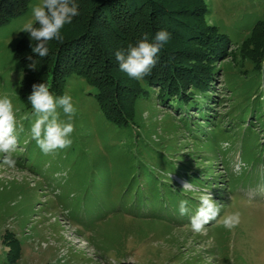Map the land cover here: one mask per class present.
Listing matches in <instances>:
<instances>
[{"label": "trees", "instance_id": "16d2710c", "mask_svg": "<svg viewBox=\"0 0 264 264\" xmlns=\"http://www.w3.org/2000/svg\"><path fill=\"white\" fill-rule=\"evenodd\" d=\"M33 1L0 0V27L13 18L26 16ZM194 1L75 0L79 15L62 29V41L49 42L47 57L41 58L32 52L30 45L35 43L23 32L7 49V58L0 61L1 79L9 65L23 74L13 95L18 107L17 124L24 125V131H18V144L26 141L25 135L30 133L33 110L28 96L32 85L39 83H46L54 96H60L66 92L69 81L84 80L92 88L90 95L97 111L110 125L109 132L115 128L108 137L99 134L101 141L94 147L95 151L86 149L81 160L75 158L70 163L72 174L63 178L69 189L60 193L65 197L62 202L70 220L93 228L94 221L108 213H129L143 220L170 215L185 219L195 214L199 196L194 191L182 192L169 173L185 177L194 187L196 184L209 187L215 181L212 178L207 182L212 176L208 174L211 165L190 172L192 167L183 160L184 156L175 162L165 156L172 146L164 145L162 139L149 136L147 140L143 136V107L154 98L164 105L169 101L174 112L186 115L183 127L196 140L195 145L204 144L196 155L192 154L193 150L187 152L191 153L190 162L198 157L204 160V152L224 157L225 150L216 146L228 139L242 143L241 160L252 171H256L259 161L263 160L264 164V152H261L264 142L254 130V124L260 129L264 125V11L253 27L235 38L217 22L209 25L201 21L209 10L205 8L202 15L203 7L194 6ZM70 26L71 31H67ZM160 30L169 32L170 39L158 53L151 73L143 81H137L122 72L115 58L116 51L136 45L145 35L152 42ZM255 34L258 37L254 39ZM230 43H236V47L228 51ZM239 55L252 62L253 67L249 80L237 89L234 75L229 71ZM228 56L231 60L224 61ZM33 61H36L35 68L29 67ZM219 65L225 73L224 82L231 90V98L241 96L238 104L232 102L230 107L235 110L227 112L225 123L223 115L214 118L210 106L221 102L211 90ZM258 79L263 89L257 95L254 91ZM0 91L7 92L8 87L1 85ZM26 115L28 119L24 118ZM240 129L241 138L238 137ZM93 137L85 145H93ZM138 153L141 154L137 156ZM31 155L25 149L15 152L13 157L27 167ZM144 156L156 158V166L146 162ZM221 164L227 163L221 160ZM251 181L245 178L242 184ZM227 187L234 189L233 184ZM182 199L189 201V212L183 216L178 211ZM4 239L8 246L6 257L15 263L20 256V241L10 234Z\"/></svg>", "mask_w": 264, "mask_h": 264}, {"label": "rangeland", "instance_id": "374dc122", "mask_svg": "<svg viewBox=\"0 0 264 264\" xmlns=\"http://www.w3.org/2000/svg\"><path fill=\"white\" fill-rule=\"evenodd\" d=\"M40 2L34 0L30 8ZM196 5L203 7L202 15L205 8L209 10L204 18H200L201 21L205 20L209 25L217 22L235 38L253 27L264 11V0H195ZM29 18L31 10L26 16L13 18L0 27V61L7 58V49L23 34L19 31ZM67 31H71V26ZM257 37L255 34L254 39ZM235 47L236 43H230L228 51ZM230 60L229 56L224 59L226 62ZM232 67L229 73L234 75V84L240 89L249 80L253 63L239 55L232 61ZM22 76L20 70L9 65L0 78V86L8 87L7 92L0 91V98L9 96L15 112L18 107L13 95ZM224 76L219 65L211 90L221 102L220 105L210 104L214 118L224 116L223 123L227 120V112L235 110V107H230L232 102L235 104L241 100L239 95L231 98ZM262 89L259 82L254 94ZM91 91L92 88L82 79H74L67 84L65 93L72 96L76 108L70 148L44 155L29 133L25 135L26 141L20 142L15 150L26 149V153H32L27 167L21 165L20 159H15V167L4 165L0 154V264H264L263 160L257 163L256 171H252L251 166H246L241 160L242 143L223 139L216 148L225 150L224 157L215 152L213 155L204 152V160L198 157L190 162L191 153L187 152L193 150L192 154L196 155L204 144L202 147L194 144L196 140L182 124L186 115L174 112L169 101L164 105L154 98L144 105L143 136L145 134L147 140L149 136L162 139L164 145L172 146L165 156L171 162L184 156L183 160L192 167L190 172L201 171L211 165L208 174L212 176L207 182L214 178V183L209 187L196 184L192 191L198 196L205 191L210 192L213 200L221 205L217 219L200 233L192 230L190 218L180 219L171 215L143 220L129 213H108L96 219L93 228L70 220L62 202L65 197L60 193L69 189L63 178L72 174L71 161L75 158L81 160L86 149L95 151L94 147L101 141L99 134L108 137L115 132L114 127L109 132L110 125L97 111ZM61 118L66 119L63 115ZM200 123L206 126L202 120ZM254 126L260 141L264 142V125L262 129L258 124ZM241 133L240 129L238 137ZM92 136L93 145H85ZM101 152L105 154L103 149ZM261 152H264V146ZM143 159L156 166V158L144 156ZM212 159L214 161H210ZM221 160L227 164L224 166ZM158 165L162 166L161 163ZM177 165L180 167L179 163ZM237 165L241 166L239 171H236ZM169 176L181 187L186 181L185 177L174 172ZM245 178L251 179V183L243 185L242 179ZM229 184H233V190L227 187ZM234 212L240 214V223L227 230L222 226V219ZM9 234L20 241V256L15 263L6 257L8 246L4 238Z\"/></svg>", "mask_w": 264, "mask_h": 264}, {"label": "clouds", "instance_id": "9594fccd", "mask_svg": "<svg viewBox=\"0 0 264 264\" xmlns=\"http://www.w3.org/2000/svg\"><path fill=\"white\" fill-rule=\"evenodd\" d=\"M79 15L78 5L75 0H41L33 5L31 18L23 23L19 32L29 34L30 40L35 45H30L32 52L44 58L49 54V42L52 40L62 41V29L71 24L73 18ZM170 33L166 30L158 31L152 42L148 41L147 35L136 45H128L126 50H118L115 58L119 68L130 78L143 81L157 63L158 53L169 41ZM32 60V57H28ZM29 67L35 68L36 61ZM31 105V128L32 139L44 155L54 154L60 150L72 146L71 136L75 131L74 116L76 108L73 98L68 93L54 96L46 83L32 85V92L28 96ZM66 117L62 119L61 116ZM28 119V115L24 117ZM18 131H24L21 123L17 129L16 112L9 96L0 98V154L3 156L2 163L9 167H15L16 160L12 153L18 146ZM237 165L236 171H239ZM194 189L193 183L182 182V192L187 193ZM178 211L181 216L188 214L189 201L182 199L178 203ZM221 205L215 202L209 191L199 196V206L195 214L190 217V225L194 232L200 233L205 226L215 221L220 215ZM240 223V214L234 212L227 214L222 219V226L232 230Z\"/></svg>", "mask_w": 264, "mask_h": 264}]
</instances>
